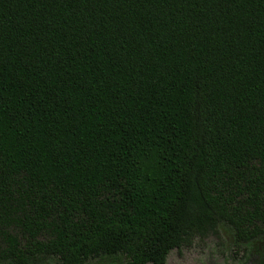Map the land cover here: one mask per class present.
<instances>
[{"label": "trees", "instance_id": "obj_1", "mask_svg": "<svg viewBox=\"0 0 264 264\" xmlns=\"http://www.w3.org/2000/svg\"><path fill=\"white\" fill-rule=\"evenodd\" d=\"M223 230L263 259L264 0H0V264Z\"/></svg>", "mask_w": 264, "mask_h": 264}, {"label": "rangeland", "instance_id": "obj_2", "mask_svg": "<svg viewBox=\"0 0 264 264\" xmlns=\"http://www.w3.org/2000/svg\"><path fill=\"white\" fill-rule=\"evenodd\" d=\"M264 246L260 250L263 259H249L251 248H236L229 232L223 230L220 237L195 239L190 248L172 251L165 264H264ZM88 264H125L122 259H98Z\"/></svg>", "mask_w": 264, "mask_h": 264}]
</instances>
